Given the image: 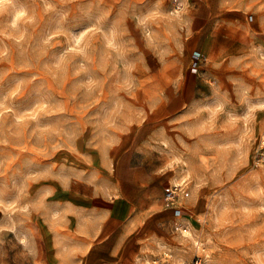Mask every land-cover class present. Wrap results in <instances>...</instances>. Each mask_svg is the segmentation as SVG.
I'll use <instances>...</instances> for the list:
<instances>
[{
	"label": "rangeland",
	"instance_id": "1",
	"mask_svg": "<svg viewBox=\"0 0 264 264\" xmlns=\"http://www.w3.org/2000/svg\"><path fill=\"white\" fill-rule=\"evenodd\" d=\"M263 135L264 0H0V264L64 247L91 198L167 212L176 186L188 232L155 214L141 264H264Z\"/></svg>",
	"mask_w": 264,
	"mask_h": 264
},
{
	"label": "crops",
	"instance_id": "2",
	"mask_svg": "<svg viewBox=\"0 0 264 264\" xmlns=\"http://www.w3.org/2000/svg\"><path fill=\"white\" fill-rule=\"evenodd\" d=\"M200 31L197 30L194 33L199 34ZM230 31L233 35L240 34L233 29ZM196 51L200 52L199 50L193 52ZM167 189L169 188H165L162 197L167 212L155 210L149 213L156 208L153 202L138 208L132 200L124 196L114 200L91 198L88 205L76 208L80 214L82 213V218H76L74 222L68 221L66 232L68 243L64 247L58 246L57 250L54 249L56 240H53L55 241L53 245L51 244V247L46 248L45 251L40 244L41 248L36 249L35 263L141 264L143 255L150 247H153L152 244L155 241L154 222L166 224L167 221L175 219L174 226L180 234L182 228H188L184 223L177 221L185 214L181 213L182 211L177 213L176 208H173L174 203L170 206L166 205L164 195ZM187 197L189 196L186 194L182 200ZM177 199L178 197L175 200ZM155 214H159V220L153 219ZM41 242L44 244L43 240Z\"/></svg>",
	"mask_w": 264,
	"mask_h": 264
},
{
	"label": "built area",
	"instance_id": "3",
	"mask_svg": "<svg viewBox=\"0 0 264 264\" xmlns=\"http://www.w3.org/2000/svg\"><path fill=\"white\" fill-rule=\"evenodd\" d=\"M205 60L200 52H193L192 54V70L197 72L201 63ZM258 148L255 151L254 162L258 166H264V135L260 138ZM178 197V187H171L166 190L164 195V201L167 206L173 205L175 199ZM188 232V228H182L181 234L184 235ZM197 254L191 261H187L181 264H209L208 256L205 254L206 250L199 242L195 243ZM173 255L165 249L162 255L157 259L148 260L146 264H172Z\"/></svg>",
	"mask_w": 264,
	"mask_h": 264
}]
</instances>
